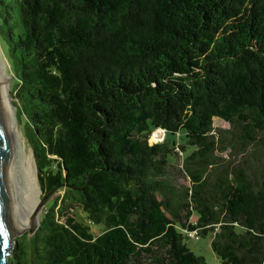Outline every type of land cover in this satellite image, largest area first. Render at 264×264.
<instances>
[{"label":"trees","instance_id":"1","mask_svg":"<svg viewBox=\"0 0 264 264\" xmlns=\"http://www.w3.org/2000/svg\"><path fill=\"white\" fill-rule=\"evenodd\" d=\"M0 16L54 195L29 264H208L194 228L220 264H264V0H0ZM17 239L8 261L28 264Z\"/></svg>","mask_w":264,"mask_h":264},{"label":"rangeland","instance_id":"2","mask_svg":"<svg viewBox=\"0 0 264 264\" xmlns=\"http://www.w3.org/2000/svg\"><path fill=\"white\" fill-rule=\"evenodd\" d=\"M1 23H2V18L0 16V24ZM0 51H1V58L4 61L6 76L8 77V78L5 77V79L2 80V85L4 86V88L7 87L6 88L7 94L9 95L10 102H11L12 107L14 109L13 111H15L17 128L22 133L23 138H24L22 149L26 148V149H24L25 153H30L32 156V165L34 167L33 170L35 173L34 177L36 180V185H37L38 190H39L38 195H39V200H40L41 190H40V186H39V182H38L37 167H36V163H35L33 150H32V147L30 145L31 137L29 136L30 134H28V131L26 129L27 118H26L25 114L23 112H21V102H20L17 94L15 93V91H16V88H15L16 79H15V77L16 76H15V72L11 66V60H10V55H9V51H8V44L6 41V33L4 31H2L1 28H0ZM229 128H230V125L228 124V122H226L220 118L214 117V119H213V132L215 134L221 133L223 135H228V132H226V130H228ZM157 129L155 128L152 132H156ZM162 136H163L162 130L160 132H158V134L155 137L150 134L148 142L153 143V142L160 141V140H162ZM217 154H218V156L223 158L222 161H228V160L234 159L232 154L229 153V149H225L222 151L221 147H219ZM179 167H180V154L174 155L173 166L170 167V172L173 173L172 177L177 183H180L183 185H189L188 177L183 175L180 172ZM20 173H21V171H20ZM17 177H18V185H19V179L23 183V180H22L23 178L21 179L22 176L20 177L18 174ZM20 186H21V184H20ZM60 193H62V191H60ZM53 196L54 195H52L50 198H47L45 200V202L43 203L42 208L38 212V221L40 219V215L43 213V211H45L47 206L52 201L51 198H53ZM74 213H75V217L78 221L89 225V227L92 230L94 235H97L98 233H100L101 231H103L105 229V226L102 223L95 224V223L90 222L87 219L85 213L83 211H81L80 209H78V208L75 209ZM194 219H195V216H192L191 220H194ZM32 234L33 233H30L28 231V228H26L23 231H21L20 234L14 236L12 238V240H14V241H15V239L18 238L17 240L20 244L21 250L24 249V251H25L23 258H24V260L28 261V264H29V259L32 256V253H31L30 248H29V245H30L29 237ZM184 241L187 243L189 248L191 250H193L196 254L202 255L208 264H220V259H219L218 255L211 249V246H210V241H211V234L210 233H208L207 235H204V236L200 235L198 239L184 238ZM13 247H12L11 254H13ZM11 254H9L8 257H10Z\"/></svg>","mask_w":264,"mask_h":264},{"label":"bare ground","instance_id":"3","mask_svg":"<svg viewBox=\"0 0 264 264\" xmlns=\"http://www.w3.org/2000/svg\"><path fill=\"white\" fill-rule=\"evenodd\" d=\"M5 77L7 76L0 51V94L8 116L11 142V211L15 226L23 231L32 226V215L39 202V190L34 177L32 156L30 153H25L24 149L26 148L22 149L24 138L17 128L15 111H13L7 94V87L4 88L2 85V80ZM18 174L20 177L22 176L21 179L23 178V183L19 179V185Z\"/></svg>","mask_w":264,"mask_h":264},{"label":"water","instance_id":"4","mask_svg":"<svg viewBox=\"0 0 264 264\" xmlns=\"http://www.w3.org/2000/svg\"><path fill=\"white\" fill-rule=\"evenodd\" d=\"M49 195L50 192L40 198L32 215V226L28 228L30 233L39 225L38 212ZM21 231L15 226L11 211V142L8 116L0 94V264H11L8 255L15 243L12 238Z\"/></svg>","mask_w":264,"mask_h":264},{"label":"built area","instance_id":"5","mask_svg":"<svg viewBox=\"0 0 264 264\" xmlns=\"http://www.w3.org/2000/svg\"><path fill=\"white\" fill-rule=\"evenodd\" d=\"M161 130L163 132V136H162V139H163V137L165 135V130L164 129L158 128L157 131L156 132H152L151 135L155 137L158 134V132H160ZM184 232H185L187 238H189V239H198L199 236H200L199 230L197 228H194V229H191V230L188 229V230H185Z\"/></svg>","mask_w":264,"mask_h":264}]
</instances>
